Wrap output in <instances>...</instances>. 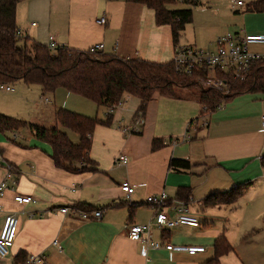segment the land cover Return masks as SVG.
Segmentation results:
<instances>
[{
	"label": "crops",
	"instance_id": "0c3cea01",
	"mask_svg": "<svg viewBox=\"0 0 264 264\" xmlns=\"http://www.w3.org/2000/svg\"><path fill=\"white\" fill-rule=\"evenodd\" d=\"M198 1L179 46L214 50L217 38L227 33L264 34V0H244L236 9L232 0ZM102 17L106 24L97 22ZM17 23L24 34L21 37L31 41L48 46L52 35L58 45L86 52L102 42L104 54L120 58L165 63L174 59L177 48L171 26L158 25L153 9L126 0H23L18 4ZM250 50L264 53V44L251 45ZM37 87L44 96L42 87ZM60 89L51 93L53 101L45 99L52 104L43 113L51 116L50 121L30 115L29 122L56 126V111L68 107L57 101ZM6 92L11 102L0 99V113L21 115L16 88ZM140 105L139 97L127 95L114 110L104 107L103 116L78 110L102 120L109 113L112 116L111 124H98L92 134L93 170L80 173L58 167L52 146L33 130H0V153L14 167L15 180H9L6 196L0 198V227L10 213L19 219L14 245L7 257H0V264H14L21 251L43 256V264H212L220 237L231 249L219 258V264H264V94L236 95L190 130V122L200 116L199 101L156 95L146 107L141 132H123L125 127H135ZM75 137L72 140L80 142V135ZM156 139L163 143L153 149ZM121 154L128 156V164H116ZM174 159L189 161L190 167L174 169ZM7 174L0 162V183ZM124 181L135 188L129 200L121 190ZM249 183L235 203L204 204L213 193ZM163 192L168 200L162 209L170 217L176 216L178 203L184 202L200 226L160 229L153 224L159 206L147 199ZM16 194L33 196L35 202L19 205L14 201ZM245 198L244 205H239ZM77 204L83 208L80 212L101 210L102 218L83 220L60 211ZM134 223H152L153 241L206 249L196 254L152 249L145 257L141 244L126 235ZM253 230L259 231L248 238Z\"/></svg>",
	"mask_w": 264,
	"mask_h": 264
},
{
	"label": "trees",
	"instance_id": "16d2710c",
	"mask_svg": "<svg viewBox=\"0 0 264 264\" xmlns=\"http://www.w3.org/2000/svg\"><path fill=\"white\" fill-rule=\"evenodd\" d=\"M21 1L23 0H0V83L16 84L23 81L27 85L41 86L44 94L64 88L69 93L79 94L108 110L119 106L125 96L135 95L141 99L138 114L143 116L148 103L156 95L192 97L199 101L201 111L200 116L190 124L206 118L236 95L257 92L264 94V59L253 63L251 71L243 79L219 73L220 77L227 80L230 88V93L224 96L218 90H205L194 82L198 74L179 72L174 60L159 63L141 58H120L104 52L75 50L68 46L52 51L47 45L19 36L17 8ZM126 1L144 4L153 9L158 25L171 26L176 47L186 26L193 21L194 8L199 5L198 0ZM174 4H185L188 7L171 8ZM111 121V113L106 120H102L59 108L56 111V126L49 128L0 113V130H33L39 139L52 146L53 159L58 167L80 173L93 170L90 169V151L96 126L101 123L108 125ZM64 129L77 132L80 142H73ZM162 143L161 139H156L153 149H158ZM171 165L177 170L190 167L186 160L174 159ZM249 185L250 183L241 184L230 191L213 193L204 200V204L235 203L245 194ZM75 207L82 208L79 204ZM258 231L253 230L247 237ZM214 247L215 257L211 262L219 264V258L231 249V245L224 237H220ZM29 256L21 251L15 257L14 264H27Z\"/></svg>",
	"mask_w": 264,
	"mask_h": 264
},
{
	"label": "built area",
	"instance_id": "2783aa9c",
	"mask_svg": "<svg viewBox=\"0 0 264 264\" xmlns=\"http://www.w3.org/2000/svg\"><path fill=\"white\" fill-rule=\"evenodd\" d=\"M244 5V0H232V8L236 9ZM99 24H106V18L102 17L97 20ZM35 25V23H33ZM19 36L24 34L19 30ZM264 44V34H239L227 33L221 35L216 40V49L199 48L197 46H177L174 62L179 72L185 74H198L194 82H196L203 89H215L227 96L230 93V88L227 80L219 76V73L231 74L237 79H243L251 71L253 63L264 59V53L253 52L250 50L251 45ZM48 47L55 51L59 47L54 36L49 37ZM105 49L104 43H97L93 45L89 52L98 53ZM0 90L15 91L12 84L0 83ZM113 109H110L112 111ZM264 127V116L262 118ZM144 124V116L139 113L135 118V127L133 129L125 127L122 129L125 133L141 132ZM193 124L188 125V130ZM0 162L6 165L8 170L7 179L0 183V198L6 196L8 190L9 180H14V167L4 162L0 153ZM129 158L125 154H121L116 159V164H128ZM15 181V180H14ZM121 190L125 195L126 200L131 198L135 188L129 181H124L121 184ZM168 200L166 193H161L159 196H150L147 201L159 206L156 212L153 224L160 229H169L177 225H188L192 227L200 226L197 217L193 216L190 208L184 202H179L176 207V216L170 217L162 207L165 206ZM14 201L19 205H26L35 202L33 196H24L16 194ZM1 209V205H0ZM60 211L72 217H80L83 220L100 219L102 218L101 210H94L92 212H80L79 208L75 206H64ZM19 219L16 213H10L6 216L4 224L0 227V257L5 258L10 254L11 247L14 245ZM152 223L149 224H130L127 228L126 235L133 241L141 244V254L145 257L149 255L152 249L164 248L169 252H187L189 254H196L205 251L206 247L200 245H175L172 243H161L153 241L150 235ZM57 243V242H56ZM44 263L43 256L31 255L27 264Z\"/></svg>",
	"mask_w": 264,
	"mask_h": 264
},
{
	"label": "rangeland",
	"instance_id": "374dc122",
	"mask_svg": "<svg viewBox=\"0 0 264 264\" xmlns=\"http://www.w3.org/2000/svg\"><path fill=\"white\" fill-rule=\"evenodd\" d=\"M182 5L183 4H179ZM181 7V8H182ZM188 7V5H187ZM186 8V7H184ZM184 38V37H183ZM20 44H23V41H20ZM15 88H16V93L14 94H19L21 97V102L19 105V109L21 111V115L18 114V112L13 111L14 115H9V116H15L16 118L22 119V120H27L30 121L29 116L31 115V117H41L42 119L48 120L50 121L51 116L47 115L46 113L43 114L45 111H47V107H52V104L48 103L45 101L46 98H49V100L51 99L52 101L54 100V97L51 93H47L44 94V96L41 94V92L39 91V88L37 87V85H27L25 82L21 81L19 83L14 84ZM41 89V88H40ZM59 93L57 95V101L58 103H65V107L69 110H73V111H77L78 113H81L78 110H83L85 112H93L95 113V115H97V113L99 112L100 115L103 116V110L105 109L103 106H98L94 101L87 99L84 97H78L80 96L79 94H75L73 93V95H67L66 92L67 90H65L64 88L60 89ZM8 96H11L10 93H7L4 90H0V99L4 100L6 104H9L11 102V100L8 98ZM93 102L95 105H93L92 103H90L89 101ZM83 114V113H81ZM47 115V116H46ZM44 120V121H45ZM65 132H70L72 138L76 139L75 136H79L78 134H75L74 132L70 131L69 129H64ZM71 138V137H70ZM71 138V140H72ZM73 141V140H72ZM75 142V141H73ZM77 143V142H75ZM245 199H241L239 201V205L243 204L245 202Z\"/></svg>",
	"mask_w": 264,
	"mask_h": 264
}]
</instances>
